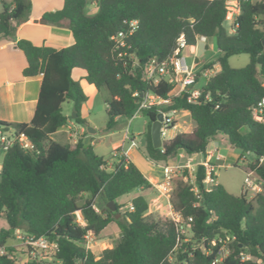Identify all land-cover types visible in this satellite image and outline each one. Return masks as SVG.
Instances as JSON below:
<instances>
[{
	"label": "trees",
	"instance_id": "obj_1",
	"mask_svg": "<svg viewBox=\"0 0 264 264\" xmlns=\"http://www.w3.org/2000/svg\"><path fill=\"white\" fill-rule=\"evenodd\" d=\"M91 4L96 8L92 13ZM238 8L234 31L229 32L224 25L228 10L224 0H63L60 8L43 13L42 18L50 24L67 20L72 44L58 48L16 41L26 60L22 75H41V82L32 118L28 122L0 121V127L27 135L36 151L14 144L4 153L0 217L4 215L8 228L0 230V245L6 243L13 228L55 241L58 251L51 261H37L25 259L24 253H15L8 246L14 253L0 257V264H241L243 252L251 256L245 264H264V191L248 197L242 191L232 194L219 183L208 189L202 182V165L197 167L195 191L184 181L187 171L183 169L172 179L171 202L182 218H192L191 237L184 240L175 221L148 211L142 193L130 200L133 210L116 218L122 197L135 189L145 192L152 188L120 149L111 155L113 162L108 166L109 159L96 154L90 144L83 146V136L74 144L51 138L71 119L62 111L65 101L73 103L76 116L72 120L87 123L80 114L87 95L73 76L74 69H80L85 82L104 94L107 130L120 119L133 116L143 93L172 99L165 107L141 110L147 121L145 154L155 163L166 162L179 150L205 154L217 133L223 134L239 155L244 151L264 154V123L251 115V107L264 96L260 78H264V0H238ZM30 9V0L3 1L0 36H12L28 19ZM134 20L136 28L125 38V46L117 48L110 36L128 30ZM181 34L187 46H195L197 37L202 36L214 38L218 49L219 70L202 86L200 97L190 102L185 94L171 96L172 86L167 81L152 84L143 76L152 59L162 60L173 51ZM243 53L249 56L248 63L230 66L229 57ZM173 110L187 111L194 126L164 138L162 146L155 148L151 122L158 112ZM173 127H177L175 120ZM256 171L264 180V165ZM97 197L104 203L99 210ZM108 201L114 202L115 212L107 207ZM76 211L85 225L77 222ZM111 223L119 228V240L95 258L85 247V235L88 231L98 235ZM226 235L234 239L227 243V255L216 262L221 243L210 241Z\"/></svg>",
	"mask_w": 264,
	"mask_h": 264
},
{
	"label": "built area",
	"instance_id": "obj_2",
	"mask_svg": "<svg viewBox=\"0 0 264 264\" xmlns=\"http://www.w3.org/2000/svg\"><path fill=\"white\" fill-rule=\"evenodd\" d=\"M212 1V0H210ZM227 10L226 20L231 21L227 30L229 32L234 31V19L235 15L238 14V0H224ZM137 26V21H132L128 30L119 31L116 34L110 36V39L114 42L117 48L124 47L126 42L125 38L129 33H131ZM190 48L192 46H187L183 35L181 34L176 40V46L173 51L168 54L162 60L152 59L144 68L143 76L144 79L149 81L152 84H158L161 80L167 81L172 86L173 95L179 96L185 94L187 101H194L201 95V88L196 86L198 81V72L194 70L195 62L189 64L186 60V57L182 55V50L185 48ZM192 54H195L194 51H191ZM216 67L213 65L210 68L204 69L202 71V76L207 80L215 74ZM134 96L137 95V92L133 93ZM141 100L138 103V107L135 113H141V110L148 108L150 106L165 107L171 104V98H161L158 95L153 93H143L141 95ZM206 99H209V94L205 95ZM163 119L161 122L160 132L162 140L167 135V130H170L171 122L174 120L173 111L163 112ZM134 113V114H135ZM252 118L258 122L264 123V96L260 98L255 105L251 107ZM133 117V116H132ZM126 140L129 142L128 147L124 150H120V154L127 156V152L131 147L136 146V141L129 135H126ZM14 144L18 145L21 149L26 151H36V146L29 139V137L23 133L16 134L13 129H3L0 127V149L7 151V149ZM117 151L114 150L111 154L115 156ZM211 153L207 155V159L202 161L193 162L192 159H186L185 162L177 166H172L168 164H160L161 178L158 179L154 184L153 188L156 190L160 197H163L167 203L169 218L176 222L177 233L179 235L185 236L184 240H188L187 235L191 236V231L189 229V222L192 221L191 217L186 219L182 218L179 212L175 211L171 202V197L173 193V177L180 174L183 169H186L187 174L183 176L184 181L193 186V189L196 190L195 179L197 167L202 165L204 167V177L202 182L209 187L213 184H216L214 181V168L215 165L210 163ZM215 160L219 161L222 159V156L216 152L214 155ZM3 160V159H2ZM2 160L0 161V173L2 170ZM238 162L243 163L244 168V177L242 182V192L245 194L255 195L257 193L264 191V180L256 171V167L264 165V154L262 155H253L250 151H244L241 155L238 156ZM111 165L108 162V166ZM126 210H133V205L129 201L127 202ZM81 225H85L83 219H76ZM13 235L16 236L20 241L17 244L8 245L7 243L0 245V257L10 256L14 252L8 250L9 247L21 246L24 251V256L26 259H34L37 261L45 259H53L54 255L58 251L57 243L53 240H49L45 236L34 237L27 233H21L20 229H15ZM95 237V234L92 231H88L85 235V247L89 249V243ZM233 236L226 235L225 238L212 239L211 244L215 245L220 242L219 250L217 252L216 262L220 261L224 256L227 255V243L233 240ZM180 240L178 239V243ZM198 244H194L193 247H197ZM13 247V248H14ZM15 249V248H14ZM17 249V248H16ZM15 249V250H16ZM43 254L41 255V253ZM251 256L247 252L240 253L241 264H245V261L249 260Z\"/></svg>",
	"mask_w": 264,
	"mask_h": 264
},
{
	"label": "crops",
	"instance_id": "obj_3",
	"mask_svg": "<svg viewBox=\"0 0 264 264\" xmlns=\"http://www.w3.org/2000/svg\"><path fill=\"white\" fill-rule=\"evenodd\" d=\"M62 4H63V0H56L51 5L46 6L45 1H42V2L40 1L39 8L36 9L32 3L28 19L25 22H22L21 24L17 26L14 34L12 36H6V37L0 36V121L28 122L33 116L35 104H36L37 97H38V91H39V86L41 82V75H36L32 77H24L22 75V70L26 66V60H25V57L22 51L16 47L15 45L16 41L20 39H25L36 45L46 44V45H51V46L58 47V48L67 46L73 43L72 34L69 29V24L67 20H62L60 23H57V24H50L46 21L44 23L36 21L42 18L43 13L54 10V9H58L62 6ZM95 10L96 8L93 10V12ZM200 38L205 39L206 37H202V36L197 37L196 45L190 48L189 47L187 48L188 54H184L182 50V55L186 57L187 62L189 64L195 62L194 70L200 73L198 77V81L196 83V86L199 88L205 85L207 81V79L203 77L201 74L202 71H204V67L207 64L212 63V66L214 65L216 67V71L219 70V65L216 62V57L218 55V49L216 47L215 41L213 43L215 58L203 60L200 58L204 54L206 48L208 47V44L204 41L201 43L200 47H197V42ZM191 51H194L195 54H192ZM228 62H229V59H228ZM200 65H201V68L198 69ZM83 74L84 72L83 73L80 72V78H82ZM171 93H173V91L170 92V95ZM81 109H82V105H81ZM81 109H80V114H81ZM182 112H186L187 115H183ZM172 116L174 120L177 122V127L175 128L173 127L170 129L172 130V132L170 136H168V138L173 137L177 131H190L193 128L194 123H192L189 126L188 130H185L183 128V123H185V121L187 120V116L190 118V115L187 111L185 110L177 111V112L175 111ZM81 117L84 118L83 116ZM75 123L76 122L68 119L67 125L65 127L58 129L56 132L60 131L61 129L66 130L68 132V137L71 138V141L66 142V143H71V144H74L80 136H83V139L88 137L89 138L88 144L92 146L93 151H94L98 143H97V140L92 136L93 132H88L86 135H84L85 131L83 127H81L80 129H76V128L74 129ZM146 126H147V121H146L145 128L142 134L136 135V136H142V139L144 141V154H145L144 133L146 130ZM111 134L112 132L110 133V135ZM126 135H129L127 129L122 134L120 139H116L111 142L110 147H111L112 153L116 149L124 150L128 147V144L125 145V143H127ZM136 136L131 135V137L134 138L136 141V146L131 147L128 150L126 159L133 162L139 168V170L143 173V175L151 183L152 188H150L149 190L145 192L139 189H135L134 194L131 197H129V194L131 195V192L128 193L126 196L122 197L124 198V200H127V202H129L134 196L138 195L139 193H142L147 200H149L153 194L157 195L156 190L153 188V184L158 179L161 178V170H160L159 165L162 164L163 162L155 163L149 160L146 154H145V157L147 158V160H149L150 162H153L156 165V167L150 168L146 164H140V162H138V154L135 151V149L138 148L139 143L136 140ZM222 146L223 145L221 141H220V145L218 146L212 138L208 142V146H206L205 154H187L183 150H179L176 153L175 159L173 160L172 163L168 164L167 162H165L163 164L177 166L185 162L186 159H192L193 162L202 161V160L207 159L206 158L207 155L211 153L212 158L210 160V163L215 165L214 181L215 183H219L217 180L216 168L219 166H228V164L226 163L227 157L221 154L220 152V148ZM216 152H218L222 156V159L219 161L215 160L214 158V155ZM238 156H239V152L236 153L235 157H238ZM112 162H113V159H109V163L112 164ZM235 195H239V194H235ZM122 198L120 199V201H123Z\"/></svg>",
	"mask_w": 264,
	"mask_h": 264
},
{
	"label": "rangeland",
	"instance_id": "obj_4",
	"mask_svg": "<svg viewBox=\"0 0 264 264\" xmlns=\"http://www.w3.org/2000/svg\"><path fill=\"white\" fill-rule=\"evenodd\" d=\"M6 1H12V0H0V8L2 6V2ZM40 1H45L46 6L51 5L56 0H30V3L34 5L36 9L39 8ZM95 9V5L91 4L89 8V12L92 13ZM231 21L226 20L224 22V25L227 27ZM206 42L208 44V47L206 48L204 54L201 56L200 59L207 60V59H214L215 53H214V39L213 38H200L197 42V47L201 46L202 42ZM184 54H188V49H183ZM249 61V56L247 54H237L229 57V63L232 67H241L247 64ZM201 68V65L198 67V69ZM80 72L83 73L80 69H74L73 76L79 80L84 92L87 95V100L83 102L82 109H81V116H83L87 120V124H74V129H80L81 127L84 128V131L88 133V128L93 129L94 132L92 133V136L97 140L98 145L95 147L94 151L104 158L112 159L111 157V142L116 139H120L122 134L128 130L129 135L136 136L137 134H142L145 124H146V118L141 113H135L133 114V117L130 118H124L120 119L116 125L111 129L107 130L105 128L106 125V111H105V103H104V94L101 92H97L93 85L88 84L85 82L83 78H80ZM262 81H264L263 77H260ZM173 93H171V96ZM62 111L65 115L71 116L72 120V114L73 111V103L71 101H65L62 103ZM183 115H187L186 112H182ZM192 120L187 116V120L185 123H183V128L185 130L189 129V126L192 124ZM112 134L110 135V133ZM172 130H167V135L164 138H168L170 136ZM51 138L53 140H56L58 142L66 143L71 141V138L68 137V132L64 129H61L58 132H54L51 135ZM136 140L139 143L138 148L135 149V151L138 154V162L140 164H146L150 168H155L156 165L153 162H150L147 160L144 154V141L142 139V136H136ZM213 140L215 143L219 146L220 141L222 142V147L220 148L221 154L226 156V163L228 166H219L216 168L217 173V180L218 182L230 193L232 194H240L242 190V182L244 177V167L243 163L238 162V157L236 156V153H238V149L232 148V146L229 144L228 140L225 138V136L221 133H217L213 136ZM125 145H127L129 142L126 141ZM208 146V144H207ZM4 151L0 149V161L3 159ZM175 159V155L172 157H169L167 159V163L170 164ZM165 163V162H163ZM110 166V165H109ZM142 166V165H141ZM134 194L131 192V195L129 194V197H131ZM88 196V194H84L83 197ZM248 197H252L253 195L247 194ZM163 197H160L157 193V195H152L150 199L148 200V211L152 213V215L156 217H167L169 218L168 214V207L165 199H162ZM158 199V200H157ZM119 202V213H123L126 211L127 208V200H124ZM82 200H79L78 203L81 204ZM95 205L97 209L99 210L98 206H104L103 201L97 197L95 199ZM116 209L114 210V212ZM76 219L81 220L82 216L80 211L75 212ZM120 217V216H118ZM117 217V218H118ZM8 228V225L6 223L4 215L0 217V230ZM21 233H26L25 231L21 230ZM120 237V231L119 228L115 223L109 224L102 232H100L98 235H95L94 239L90 241L89 243V249L93 252L95 258H98L105 248H112L116 245ZM191 237L190 235H187V238ZM18 241H20L16 236L13 234L7 239L8 245L17 244ZM12 247V246H11ZM14 247V246H13ZM15 253H23L21 246H15L14 247ZM43 252L41 253V255ZM23 256V255H22ZM25 259L26 257L23 256ZM46 260V259H45ZM48 261H51L50 258L47 259Z\"/></svg>",
	"mask_w": 264,
	"mask_h": 264
},
{
	"label": "water",
	"instance_id": "obj_5",
	"mask_svg": "<svg viewBox=\"0 0 264 264\" xmlns=\"http://www.w3.org/2000/svg\"><path fill=\"white\" fill-rule=\"evenodd\" d=\"M36 21L44 23L46 20L44 18H40V19H38ZM263 44H264V40H263ZM75 116H76V114L73 113L72 114V118H74ZM162 119H163L162 112H158L156 118L151 122L150 134H151V140H152L153 146L155 148H160L162 146V137H161V132H160V127H161ZM87 131L88 132H94V130L93 129H90V128H88ZM88 143H89V138L86 137L84 139L83 146L86 147L88 145ZM107 207L110 210L114 211L115 210L114 202L113 201H108L107 202ZM118 216H120V213H117L116 214V218ZM9 232L12 235L13 232H14V229L13 228H10L9 229Z\"/></svg>",
	"mask_w": 264,
	"mask_h": 264
}]
</instances>
